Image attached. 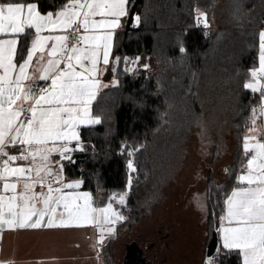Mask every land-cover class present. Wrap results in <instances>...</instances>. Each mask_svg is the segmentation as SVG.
<instances>
[{"label":"snow or ice","instance_id":"1","mask_svg":"<svg viewBox=\"0 0 264 264\" xmlns=\"http://www.w3.org/2000/svg\"><path fill=\"white\" fill-rule=\"evenodd\" d=\"M129 2L66 0L55 11L43 12L38 2L0 0V239L6 229L92 226L98 232L92 247L99 249L116 235L118 225L129 221L124 209L131 190L140 174L148 176L141 160L146 144L121 142L118 154L126 159V190L112 192L103 206H96L91 191L80 190L83 178L68 180L66 174L59 181L55 178L57 170L64 171V162L75 163L73 153L86 151L81 129L103 122L94 113L93 102L102 88L109 87L101 76L110 64L112 86L120 84L115 74L122 61L127 74L150 68L148 63H139L140 56L113 57L117 31L124 27L122 20L130 18L133 28L141 24L138 13L130 15ZM229 9L232 22L241 27L255 25L258 31L259 66L248 69L249 79L243 87L259 93L261 104L259 112L253 108L252 127L243 135L246 162L235 172L234 184L230 189L210 184L205 194L206 199L215 195L208 227L219 237L217 256L235 255L240 264H264V136L258 138L256 127L257 116H264V19H250L252 11L246 10L245 0H231ZM193 12L195 26L202 27L207 38L214 17L199 6ZM178 42L180 53L186 54L183 42L179 38ZM193 78L195 82V73ZM133 103L145 106L141 100L133 99ZM168 108L159 118L171 127L176 125V105ZM181 117L180 126L195 122L205 138L207 125L202 117L187 106L182 107ZM103 120L110 121L111 116L105 115ZM54 154L58 160L53 159ZM92 155H97L94 145ZM104 156L107 159L108 153ZM37 185L40 191H36ZM216 208L220 209L218 216ZM201 211L208 219L206 204ZM96 259H100L99 251ZM0 264L16 262L0 259ZM201 264L218 261L206 255Z\"/></svg>","mask_w":264,"mask_h":264},{"label":"trees","instance_id":"2","mask_svg":"<svg viewBox=\"0 0 264 264\" xmlns=\"http://www.w3.org/2000/svg\"><path fill=\"white\" fill-rule=\"evenodd\" d=\"M13 2H38L41 11L46 12L50 9L55 11L66 0ZM230 2H129L130 15L138 13L141 24L133 28L130 18L126 17L125 28L116 39L114 56H140L142 60L139 63H148L150 68L131 75L124 72L123 61L116 65L118 71L115 75L120 84L103 89L93 103L94 113L101 115L103 122L93 128L81 129L82 139L88 147L85 152L73 153L75 163L64 162L62 172L68 180L83 178L82 188L93 193L96 206H103L112 192L126 190V159L118 154L121 142L126 140L129 145L134 142L147 145L141 154L147 179L140 174L139 183L131 190L127 209H124L130 219L118 226V237L102 247L103 264H117L115 243L122 230L131 229L143 219L142 198H150L184 169L194 144L203 150V159L208 160L205 194L213 183L227 185L230 189L235 182V172L240 170L241 162H246L242 149L243 135L252 127V110L256 108L259 112L261 99L259 93L244 89L243 85L249 79L248 69L259 66L258 31L255 25L245 23L241 27L232 22ZM196 6L207 11L210 18L214 17L211 20L214 28L207 38L204 29L195 26L193 9ZM245 8L252 11L250 19H264V0H245ZM254 31L255 37L252 35ZM178 38L183 42L186 54L180 53ZM133 99L143 101L145 106H135ZM169 104L176 105L173 109L176 125L171 127L159 118L161 113L169 111ZM185 106L202 117L207 125L204 139L195 122L180 126L181 109ZM105 115H110L111 120H103ZM256 119V127L259 128L261 116ZM93 145L97 153L95 158ZM227 150L231 151L232 158L224 167L232 174L224 170L220 176L218 163ZM106 152L107 159L104 156ZM214 199L215 195L206 199L208 219L204 256L213 232L208 227V220L211 219ZM215 212L218 216L220 209L216 208ZM212 257L218 264H240L235 255L217 256L216 252Z\"/></svg>","mask_w":264,"mask_h":264},{"label":"rangeland","instance_id":"3","mask_svg":"<svg viewBox=\"0 0 264 264\" xmlns=\"http://www.w3.org/2000/svg\"><path fill=\"white\" fill-rule=\"evenodd\" d=\"M201 151L194 144L184 169L150 198H142L143 219L131 229L122 230L115 243L117 264L121 263L126 245L139 236L142 247L154 242L159 250L156 262L160 264H201L207 243L201 205H207L204 179L209 171L208 160L203 159ZM231 158V151L227 150L218 163L220 176Z\"/></svg>","mask_w":264,"mask_h":264},{"label":"crops","instance_id":"4","mask_svg":"<svg viewBox=\"0 0 264 264\" xmlns=\"http://www.w3.org/2000/svg\"><path fill=\"white\" fill-rule=\"evenodd\" d=\"M122 23L124 27L117 31L116 39L125 28L126 18L122 20ZM111 68L112 64L108 71L101 76L103 83L109 86H112L111 81L114 75ZM38 83L43 85L42 81H38ZM103 89L105 88H102L101 91ZM262 127H264V116H261L258 133ZM258 138H260L259 135ZM53 159L58 160L59 156L54 154ZM18 163L28 162L18 161ZM55 174L63 176L59 170ZM40 190V186L37 185L36 191ZM80 190L87 191L82 186ZM97 237L98 232L92 226L41 230L6 229L0 239V259H11L16 264H103L102 248L94 249L92 247ZM117 237L118 228L116 235L106 240L104 245ZM97 251L100 254L99 261L96 259Z\"/></svg>","mask_w":264,"mask_h":264},{"label":"flooded vegetation","instance_id":"5","mask_svg":"<svg viewBox=\"0 0 264 264\" xmlns=\"http://www.w3.org/2000/svg\"><path fill=\"white\" fill-rule=\"evenodd\" d=\"M140 239L141 238L139 236L137 240L129 242L126 245L125 252H124V255L122 257L120 264H124L125 260H127L129 263L130 262L135 263L138 258H141V259L143 258L147 264H160L156 262L158 255H159V250H158V254L153 258L147 253L148 247L154 244V242H150V244L142 247Z\"/></svg>","mask_w":264,"mask_h":264},{"label":"water","instance_id":"6","mask_svg":"<svg viewBox=\"0 0 264 264\" xmlns=\"http://www.w3.org/2000/svg\"><path fill=\"white\" fill-rule=\"evenodd\" d=\"M219 244V237L216 232L213 230L210 241L207 245V256H213L217 252V246ZM147 253L153 258L158 254V248L155 244H152L148 247ZM124 264H147L146 261L142 258H138L135 263L128 262L125 260Z\"/></svg>","mask_w":264,"mask_h":264},{"label":"built area","instance_id":"7","mask_svg":"<svg viewBox=\"0 0 264 264\" xmlns=\"http://www.w3.org/2000/svg\"><path fill=\"white\" fill-rule=\"evenodd\" d=\"M212 28H214V27H211V29ZM260 136H264V127H262L261 130H260L259 137ZM55 178H56L57 181H59L61 179V175L60 174H55Z\"/></svg>","mask_w":264,"mask_h":264}]
</instances>
